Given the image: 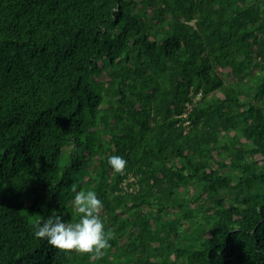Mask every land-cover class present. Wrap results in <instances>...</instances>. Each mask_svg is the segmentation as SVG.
Listing matches in <instances>:
<instances>
[{"label": "trees", "instance_id": "1", "mask_svg": "<svg viewBox=\"0 0 264 264\" xmlns=\"http://www.w3.org/2000/svg\"><path fill=\"white\" fill-rule=\"evenodd\" d=\"M0 264H264V0H0Z\"/></svg>", "mask_w": 264, "mask_h": 264}, {"label": "clouds", "instance_id": "2", "mask_svg": "<svg viewBox=\"0 0 264 264\" xmlns=\"http://www.w3.org/2000/svg\"><path fill=\"white\" fill-rule=\"evenodd\" d=\"M107 160L115 172L124 173L127 160L123 156L110 155ZM72 192V208L78 218L65 221L62 215L57 214L42 223L37 221L33 225V234L58 249L90 253L99 259L109 247V241L114 238V232L105 229L100 216L103 201L93 190H77L73 186Z\"/></svg>", "mask_w": 264, "mask_h": 264}, {"label": "rangeland", "instance_id": "3", "mask_svg": "<svg viewBox=\"0 0 264 264\" xmlns=\"http://www.w3.org/2000/svg\"><path fill=\"white\" fill-rule=\"evenodd\" d=\"M225 71H227V70H225Z\"/></svg>", "mask_w": 264, "mask_h": 264}]
</instances>
